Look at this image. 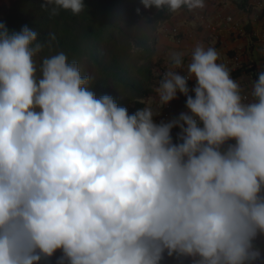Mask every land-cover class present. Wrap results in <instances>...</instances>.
Returning a JSON list of instances; mask_svg holds the SVG:
<instances>
[{"label":"clouds","instance_id":"1","mask_svg":"<svg viewBox=\"0 0 264 264\" xmlns=\"http://www.w3.org/2000/svg\"><path fill=\"white\" fill-rule=\"evenodd\" d=\"M52 4L85 7H41ZM37 38L0 23V264H264V72L245 102L214 48L196 46L187 75L174 55L156 92L163 106L182 94L187 111L157 123L151 107L97 97L63 52L38 77Z\"/></svg>","mask_w":264,"mask_h":264},{"label":"trees","instance_id":"2","mask_svg":"<svg viewBox=\"0 0 264 264\" xmlns=\"http://www.w3.org/2000/svg\"><path fill=\"white\" fill-rule=\"evenodd\" d=\"M42 3L44 0H15L0 18L9 31L28 26L38 33L37 42L44 48L35 58L37 76L43 58L63 52L69 63L79 65L82 75L92 77L88 86L97 97L112 96L129 114L144 108L153 93L158 66L154 61L157 31L172 11L167 6L145 9L141 0H83L81 13L58 8L53 15L51 10L57 6L42 8ZM53 34L55 40L49 47ZM178 132L172 131L174 142ZM166 260L189 262L167 256Z\"/></svg>","mask_w":264,"mask_h":264},{"label":"crops","instance_id":"3","mask_svg":"<svg viewBox=\"0 0 264 264\" xmlns=\"http://www.w3.org/2000/svg\"><path fill=\"white\" fill-rule=\"evenodd\" d=\"M14 1L0 0V18L6 14ZM259 1L264 2V0H204V7L201 9H179L176 13L178 19L170 27H178L185 37L179 45L169 39L168 32L162 38L160 50L166 61L160 69L169 70L172 57L179 54L182 57V65L185 66L183 70L187 72L191 54L196 46L214 48L218 53L217 63L223 64L229 70L231 77L239 83L242 94L250 101L253 83L258 79L260 70L264 68V14L261 15L255 7ZM201 16L214 25V31L204 29ZM226 17H232L240 22L242 32L229 31L225 23ZM234 58H237V61ZM194 83V81L189 83L190 89ZM177 97L171 101L173 110L169 120L187 111L186 97L180 93H177ZM177 129L174 128L172 131ZM256 245L264 250V236L257 239ZM162 264L177 263L166 260Z\"/></svg>","mask_w":264,"mask_h":264},{"label":"built area","instance_id":"4","mask_svg":"<svg viewBox=\"0 0 264 264\" xmlns=\"http://www.w3.org/2000/svg\"><path fill=\"white\" fill-rule=\"evenodd\" d=\"M255 7L258 9V11H259V13L261 15L264 14V2H261V1L257 2L255 4ZM200 20L202 21L203 27H204L205 30L210 31V32L215 30L214 25L209 23V22H207L205 20L204 16H201ZM225 23L228 26V30L229 31H232V32H235V33H239V32H242V30H243L242 29V25L240 24V22L235 21L232 17H226L225 18ZM168 37L173 43H175L176 45H179L182 42V40L184 39L185 34H183V32L178 27H170L169 30H168ZM234 60L237 61V58H234ZM184 67L185 66H182L181 68L175 69V70L177 72H179L180 74H182V75H187V72L183 70ZM166 71H168V70L159 69L156 72L154 80H153V93L145 101V107H151L154 113H160L159 115L154 117V120L157 123H159L160 121H165V122L168 121L170 116H171L172 110H173V106H172L171 102L168 105H166V106H163L160 103L159 95L156 92V88L159 86V82L163 78V76L166 73ZM261 72H264V68H262L260 70L259 74ZM190 82L191 81H189V83ZM240 89H241V87H240ZM241 94H242V92H241ZM242 97H244L245 102L248 100V98H247V96L245 94H242ZM189 263L191 264V260L190 259H189Z\"/></svg>","mask_w":264,"mask_h":264},{"label":"rangeland","instance_id":"5","mask_svg":"<svg viewBox=\"0 0 264 264\" xmlns=\"http://www.w3.org/2000/svg\"><path fill=\"white\" fill-rule=\"evenodd\" d=\"M178 12H172L171 15L169 16L170 18L166 19L160 26L159 30L157 31V37H158V42L157 45L155 47V56H154V61L157 63V68L154 70V73L156 74V71L159 70L161 68V66L164 64V62L166 60L163 59L162 57V52H161V48H160V41H162V38L166 35V33L168 32L169 29H167V27H170L171 24L176 23L177 19H178V15L176 14ZM60 252L58 251L56 253V256H59ZM48 264H56V260H55V256L51 259L50 262H48Z\"/></svg>","mask_w":264,"mask_h":264}]
</instances>
